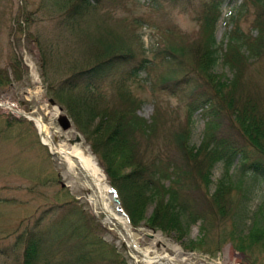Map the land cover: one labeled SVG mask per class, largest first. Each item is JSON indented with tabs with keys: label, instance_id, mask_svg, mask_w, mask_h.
<instances>
[{
	"label": "trees",
	"instance_id": "obj_1",
	"mask_svg": "<svg viewBox=\"0 0 264 264\" xmlns=\"http://www.w3.org/2000/svg\"><path fill=\"white\" fill-rule=\"evenodd\" d=\"M98 1L73 0L67 7L62 25L73 34L79 33L80 42L86 45L85 63L52 86L51 96L73 119L99 158L130 223L138 226L144 220L150 228L166 233L173 230L182 237L191 224L200 221L202 236L185 247L201 250L209 226L235 213L229 196L233 184L240 187L242 181L232 180L234 163H239L242 174L249 172L254 179L264 176V83L258 84L250 74V65L264 52V0H241L238 6L239 14L249 5L253 7L251 27L258 30L256 36L243 32L238 18L231 15L235 24L227 31L225 41L219 43L216 25L222 5L231 0H198L202 6L201 15L196 17L199 36L185 39L176 27L167 25L162 43L145 42L143 35L135 32L136 27L129 28L124 19L112 27L98 12ZM148 1L162 8L159 0ZM168 1L190 5L195 0ZM133 23L150 25L142 17H134ZM219 59L230 76L224 71L214 72ZM10 68L14 79L21 78L19 62L9 63L0 68L2 85L9 81ZM140 71L146 73L144 81L152 93L186 98L184 125L175 128L166 124L158 104L149 120L138 116L139 101L121 90L122 81L116 85L118 104L108 102L101 92L106 79L120 74L121 80H137ZM261 73L264 81V65ZM195 111L204 119L198 146L190 142ZM160 140L162 143H158ZM219 162H223L224 171L209 194L205 188ZM151 204L152 212L147 215ZM254 219L246 234L250 245L264 238V214L261 225ZM83 225L90 234L104 231L86 212ZM244 239L237 236L240 250L245 249ZM60 243L59 235L49 228H28L16 237L12 249L23 246L21 264H49L55 258L53 254L62 251ZM73 254V264L85 259L83 251Z\"/></svg>",
	"mask_w": 264,
	"mask_h": 264
},
{
	"label": "rangeland",
	"instance_id": "obj_2",
	"mask_svg": "<svg viewBox=\"0 0 264 264\" xmlns=\"http://www.w3.org/2000/svg\"><path fill=\"white\" fill-rule=\"evenodd\" d=\"M140 1L144 4L141 5L138 0H99L98 12L112 27L120 19H124L129 28L136 27L135 32L143 35L147 43L149 40L162 43L167 25L176 27L180 36L185 39L193 40L199 36L200 23L196 17L201 15L200 1L184 5L183 1L171 3L159 0L162 8L148 4V0ZM72 2L73 0H0V68L17 61L21 71V78L18 80L9 77L7 83H0V102H8L13 104L15 110L41 117L45 124H57L52 116L54 110L48 103V99L53 98L49 89L85 63L83 51L86 45L80 42L79 33L73 34L62 25L65 10ZM240 2L241 0H231L222 5V15L215 30L217 43L225 41L227 31L235 24L230 19L231 15L238 18V25L243 32H249L252 36L258 33L251 27L253 7L249 5L239 14ZM134 17H142L150 25L137 26L133 23ZM159 26L162 28L159 29ZM263 65L264 52L259 60H254L250 65V74L260 85L264 83L261 73ZM213 70L224 71L230 76L228 70L221 66L220 59ZM33 72L37 74L36 80ZM144 77L145 72H140L137 80H121L120 74H115L103 82L101 92L110 104H118L119 89L116 85L122 81L121 90L139 101L140 106L136 109L138 116L149 120L154 105L158 104L163 120L168 122L166 124L171 123L175 128L184 125L187 117L186 98L164 92L152 93ZM13 109L0 107V250L6 249L5 252L0 251V264H21L23 246L18 245L16 250L12 249L16 237L28 228H34L35 231L49 226L52 233L58 234L61 230L63 235L60 238L62 244H59L63 249L58 254H53L55 258L49 264H67L68 261L73 264V252L77 249L85 253V259L77 264H136L133 250L127 245L130 242L127 241L124 229L113 220H105V214L99 205L93 204L88 198L89 190L68 174L66 164L57 155L50 157L48 148L40 144L34 122L31 123V120L20 116ZM11 117L15 119L12 120ZM8 119H11L10 123ZM192 120L190 142L198 146L202 139L204 119L196 111L192 113ZM71 121L74 131H69L63 137L58 136L59 144L66 143L75 133H80L72 119ZM80 135L83 146L100 164L97 155L86 144L84 136ZM158 143H162L161 140ZM238 164L234 163L230 170L232 180H241L247 189H240L233 184L229 199L235 204L234 215L224 220L217 219L209 226L207 235L202 237V250L193 251L195 254L189 264H264V238L250 245L246 237L255 222L254 218L261 225V214L264 213V176L252 180L249 172L241 175ZM100 168L104 171L101 165ZM223 171V162L214 166L211 183L205 188L207 193L211 194L215 190ZM152 209L153 204L148 205L147 215L151 214ZM81 210L102 224L104 232L90 234L82 223L76 231L79 222H82ZM140 224L147 226L144 220ZM199 225V222L192 224L182 237L173 230L165 232L169 236L161 233L166 252L172 254L174 246L184 249L183 245L200 238L203 233ZM134 231L156 233L144 226L134 228ZM239 235L245 237L243 251L237 248ZM144 237L146 242L149 238ZM61 258L63 259L59 262ZM200 258L204 261H200Z\"/></svg>",
	"mask_w": 264,
	"mask_h": 264
},
{
	"label": "bare ground",
	"instance_id": "obj_3",
	"mask_svg": "<svg viewBox=\"0 0 264 264\" xmlns=\"http://www.w3.org/2000/svg\"><path fill=\"white\" fill-rule=\"evenodd\" d=\"M34 80L36 79L35 73H33ZM36 119L40 129L43 130V125ZM83 143L69 144L63 143L58 147H53L54 151H57L61 161L66 164L67 172L70 174L80 185L89 190L87 196L91 202L95 205H99L101 210L105 213V220L116 221L121 224L125 230L130 241L134 243V239L140 234L133 231L127 222L126 217L117 210V205L113 204L112 190L109 187L104 172L99 167L94 156L83 146ZM55 148V149H54ZM82 175V178L80 177ZM158 237V234L156 235ZM128 239V238H127ZM152 242L148 246L137 247L148 258L149 262L155 264H177V260L181 257L184 258L179 248L175 249L176 255L169 257L167 253L157 252L151 250ZM151 251L152 255L149 256ZM174 260L171 261V260ZM228 264V262H226ZM229 264H232L229 262Z\"/></svg>",
	"mask_w": 264,
	"mask_h": 264
},
{
	"label": "water",
	"instance_id": "obj_4",
	"mask_svg": "<svg viewBox=\"0 0 264 264\" xmlns=\"http://www.w3.org/2000/svg\"><path fill=\"white\" fill-rule=\"evenodd\" d=\"M50 102L53 104L54 100L50 99ZM57 121L59 122V124L62 126L63 129H67L71 126V122H70L69 118L67 117V115H65V114L59 115V117L57 118ZM79 140H80V137L76 136L75 141H79ZM113 201L115 202V204L119 205V199H118L116 194H114V196H113ZM120 209H121V207H120Z\"/></svg>",
	"mask_w": 264,
	"mask_h": 264
}]
</instances>
